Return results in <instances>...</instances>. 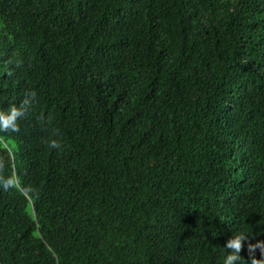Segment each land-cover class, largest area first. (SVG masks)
<instances>
[{
	"label": "trees",
	"instance_id": "1",
	"mask_svg": "<svg viewBox=\"0 0 264 264\" xmlns=\"http://www.w3.org/2000/svg\"><path fill=\"white\" fill-rule=\"evenodd\" d=\"M24 98L0 264H222L231 234L264 240V0H0V108Z\"/></svg>",
	"mask_w": 264,
	"mask_h": 264
},
{
	"label": "clouds",
	"instance_id": "2",
	"mask_svg": "<svg viewBox=\"0 0 264 264\" xmlns=\"http://www.w3.org/2000/svg\"><path fill=\"white\" fill-rule=\"evenodd\" d=\"M30 107V100L24 98L19 104H11L7 108H0V131L18 130V121L23 117L25 112ZM52 147H56V141L53 139L50 141ZM0 184L7 188L12 184L11 178H4L0 180ZM250 233L248 232H237L231 234L226 239L223 247L227 249V254L223 257L222 264H239L241 260L244 264H264V240H255L254 242H248ZM242 246L246 248L248 253V260L241 256L240 251ZM256 249L261 252L262 258L257 259L255 255Z\"/></svg>",
	"mask_w": 264,
	"mask_h": 264
}]
</instances>
